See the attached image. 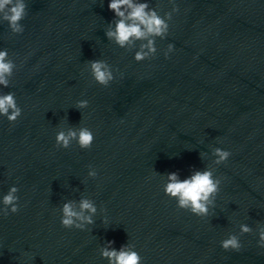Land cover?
<instances>
[{"label": "water", "instance_id": "water-1", "mask_svg": "<svg viewBox=\"0 0 264 264\" xmlns=\"http://www.w3.org/2000/svg\"><path fill=\"white\" fill-rule=\"evenodd\" d=\"M109 2L25 0L21 34L0 19V50L16 65L0 94L22 110L15 123L0 115V208L11 187L19 197L18 212L0 214V264H109V241L132 246L141 264H264V0H135L161 17L179 9L141 62L147 41L120 48L106 36L118 19ZM91 60L111 66L107 87ZM70 127L89 128L91 148L57 146ZM215 148L231 153L226 162ZM206 168L221 184L200 217L164 185ZM81 199L94 203V223L64 228L63 204L79 210ZM230 234L239 251L221 247Z\"/></svg>", "mask_w": 264, "mask_h": 264}, {"label": "clouds", "instance_id": "clouds-1", "mask_svg": "<svg viewBox=\"0 0 264 264\" xmlns=\"http://www.w3.org/2000/svg\"><path fill=\"white\" fill-rule=\"evenodd\" d=\"M109 10L118 18L115 21V27L111 26L106 31L109 40L114 41L120 48L134 43L137 40L147 41L141 44L140 50L135 53L134 59L137 62L151 59L157 52L155 47V38L163 39L169 30L168 21L172 18V12L179 9L174 6L172 12L165 13L161 17L155 9H151L146 2L137 3L135 0H110ZM27 5L25 0H0V19L8 22L9 28L13 34H21L24 31L20 23L27 15ZM173 51V45L169 44L165 52V57ZM89 70L92 78L101 86L107 87L114 79L111 66L104 60L88 61ZM15 63L9 58L8 51L0 50V85L7 88L10 84ZM88 107L87 100L77 102L76 109ZM22 110L17 105L14 93L0 94V115L6 116L10 123H15L21 116ZM76 141L81 149H89L94 141L92 131L87 127L68 128L67 131H59L56 135V145L62 148H68L72 141ZM215 163L226 162L231 155L227 150L221 148L214 149ZM201 155H204L201 153ZM95 170L89 171V176L95 177ZM221 180L214 177V172L210 168L205 170H196L187 178L181 179L176 172L167 175V183L164 185V192L171 199L177 201V207L188 210L192 214L205 217L209 214V208L214 206L215 197L220 190ZM18 188L13 186L8 193L2 197L3 208H0V214L7 216L9 212L19 211L16 195ZM97 209L94 203L89 199H81L79 210L74 207V202L69 201L63 204L61 209V224L64 228L85 229L86 225L94 223L92 215ZM85 212L92 215H85ZM240 233H251L252 228L246 224H240ZM259 240L258 246L264 248V226L258 228ZM109 241L108 247L101 250V255L106 258L109 264H141V256L132 246H122L119 250L112 248ZM221 247L224 250L239 251L242 247L239 237L230 234L221 241Z\"/></svg>", "mask_w": 264, "mask_h": 264}]
</instances>
